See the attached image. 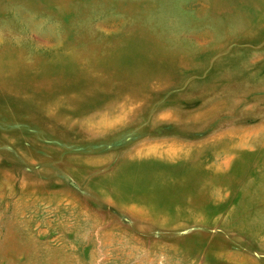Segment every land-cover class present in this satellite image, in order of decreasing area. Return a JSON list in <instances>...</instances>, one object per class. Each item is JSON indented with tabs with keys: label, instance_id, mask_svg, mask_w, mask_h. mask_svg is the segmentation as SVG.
Segmentation results:
<instances>
[{
	"label": "rangeland",
	"instance_id": "obj_1",
	"mask_svg": "<svg viewBox=\"0 0 264 264\" xmlns=\"http://www.w3.org/2000/svg\"><path fill=\"white\" fill-rule=\"evenodd\" d=\"M0 264H264V0H0Z\"/></svg>",
	"mask_w": 264,
	"mask_h": 264
}]
</instances>
